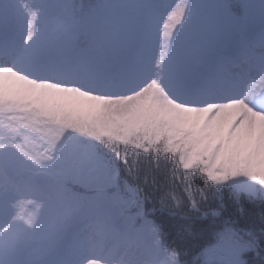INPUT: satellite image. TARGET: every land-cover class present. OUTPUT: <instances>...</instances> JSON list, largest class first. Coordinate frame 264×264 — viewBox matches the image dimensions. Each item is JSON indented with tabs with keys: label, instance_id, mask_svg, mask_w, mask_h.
<instances>
[{
	"label": "rangeland",
	"instance_id": "374dc122",
	"mask_svg": "<svg viewBox=\"0 0 264 264\" xmlns=\"http://www.w3.org/2000/svg\"><path fill=\"white\" fill-rule=\"evenodd\" d=\"M72 4L70 9L61 0L0 5L6 22L0 32V264H152L155 252L130 212L131 190L115 186L114 165L92 140L186 133L210 146L239 108L214 117L211 109H184L157 84L145 93L122 94L156 70L128 71L124 83L113 81L119 66H104L106 44L98 25L117 10L102 0L87 27L80 1ZM80 34L87 39L84 47L74 42ZM25 36L33 38L25 43ZM88 65L99 69L108 86L94 89L82 78ZM228 143L232 152L222 171L236 173L230 178L238 182L248 175L264 181V121L257 150L247 158L241 159L239 141Z\"/></svg>",
	"mask_w": 264,
	"mask_h": 264
},
{
	"label": "snow or ice",
	"instance_id": "6c2138e0",
	"mask_svg": "<svg viewBox=\"0 0 264 264\" xmlns=\"http://www.w3.org/2000/svg\"><path fill=\"white\" fill-rule=\"evenodd\" d=\"M107 2L117 11L98 31L111 62L119 66L113 81L124 83L128 71L156 70L122 94L135 95L155 81L168 100L184 109H211L214 117L231 106L239 108L217 129L210 146L186 133L155 137L163 151L157 156L145 152L144 158L155 161L156 171L159 157L165 161L158 199H141L139 188L126 179L122 183L120 165L129 174L134 171L127 160H117L111 169L115 186L131 190L130 212L155 252L152 264H264V181L248 175L238 182L230 178L236 173L221 167L232 152L229 139L233 146L239 141L242 160L257 150L264 121V0ZM61 7L72 8V0H61ZM132 11L134 17L124 14ZM5 23L0 10V32ZM32 38L25 36V43ZM81 75L94 89L108 86L94 65ZM246 131L249 135H243Z\"/></svg>",
	"mask_w": 264,
	"mask_h": 264
},
{
	"label": "trees",
	"instance_id": "16d2710c",
	"mask_svg": "<svg viewBox=\"0 0 264 264\" xmlns=\"http://www.w3.org/2000/svg\"><path fill=\"white\" fill-rule=\"evenodd\" d=\"M81 3V11L80 14L84 17V23L87 27H89V10H98L101 7L102 0H79ZM100 2V4H99ZM78 40H75L76 46H83L86 44L87 39L86 36L79 35ZM88 38V37H87ZM104 57L108 59V63H112L110 59V54L107 49H104ZM87 136H81L82 141L86 140ZM155 139L151 136H146L143 133L137 132L134 136H131L126 142H121L118 140L110 141L105 138H97L94 137L92 140L93 144H96L99 151L106 155L110 162L115 165L116 161H125L127 160L129 164L133 167L134 171L129 174L128 168L121 164L120 167L122 169V183L126 179L133 188H139L140 198H147L149 200L153 198L159 197L161 195L157 192V183L163 185V171L165 169V161L163 157H159L160 171L155 170V161L151 158L145 159V152H151L153 156H157L159 153L163 151V147H157L155 144ZM140 155V164H136L137 154ZM171 172V169H168ZM170 178V177H169ZM145 181L148 183V187L145 190ZM190 251V250H186Z\"/></svg>",
	"mask_w": 264,
	"mask_h": 264
},
{
	"label": "bare ground",
	"instance_id": "6f19581e",
	"mask_svg": "<svg viewBox=\"0 0 264 264\" xmlns=\"http://www.w3.org/2000/svg\"><path fill=\"white\" fill-rule=\"evenodd\" d=\"M35 77V76H34ZM138 81V80H137ZM30 82V81H29ZM80 82H81V80H80ZM139 82V81H138ZM63 83H66V82H63ZM79 83V81H77L76 83H75V85L76 84H78ZM79 85H80V83H79ZM151 85H156V83H155V81H153V83L152 84H150V85H148V86H151ZM85 89V88H84ZM145 90L144 91H142L141 93H145V91H147V89L149 90L150 88H148V87H146V88H144ZM85 92H89L87 89H85L84 90ZM101 94H105V92L103 91V90H100L99 91ZM106 93H108V92H106ZM96 98H94L93 100L94 101H96V103H98V102H100L99 100H101L98 96H95ZM136 98V97H135ZM104 100H106L105 99V97L103 98ZM135 100V99H134ZM134 100H133V102H134Z\"/></svg>",
	"mask_w": 264,
	"mask_h": 264
}]
</instances>
